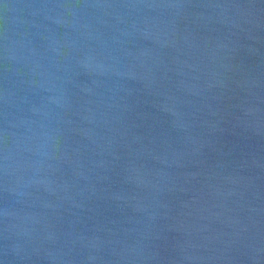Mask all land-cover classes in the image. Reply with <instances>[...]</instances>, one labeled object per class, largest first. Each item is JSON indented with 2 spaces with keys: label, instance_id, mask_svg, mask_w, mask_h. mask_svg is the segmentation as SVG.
I'll use <instances>...</instances> for the list:
<instances>
[{
  "label": "water",
  "instance_id": "1",
  "mask_svg": "<svg viewBox=\"0 0 264 264\" xmlns=\"http://www.w3.org/2000/svg\"><path fill=\"white\" fill-rule=\"evenodd\" d=\"M0 264H264V0H0Z\"/></svg>",
  "mask_w": 264,
  "mask_h": 264
}]
</instances>
